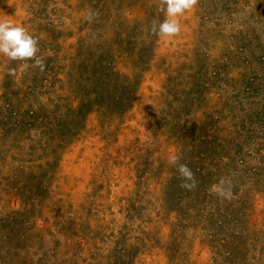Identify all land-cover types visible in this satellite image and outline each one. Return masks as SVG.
<instances>
[{"label":"rangeland","instance_id":"rangeland-1","mask_svg":"<svg viewBox=\"0 0 264 264\" xmlns=\"http://www.w3.org/2000/svg\"><path fill=\"white\" fill-rule=\"evenodd\" d=\"M157 7L0 0L45 61L0 55V264H264V0Z\"/></svg>","mask_w":264,"mask_h":264},{"label":"clouds","instance_id":"clouds-1","mask_svg":"<svg viewBox=\"0 0 264 264\" xmlns=\"http://www.w3.org/2000/svg\"><path fill=\"white\" fill-rule=\"evenodd\" d=\"M198 4V0H158L157 10L164 14V19L152 21L151 32L158 38H174L181 32L179 17L191 10ZM91 19V15L89 16ZM40 52L39 41L29 34L22 25L13 24L10 20L0 19V55L11 61L28 62L34 68L43 71L45 61L38 53ZM10 74L15 75V69H10ZM176 165V170L181 180L180 187L191 189L195 186V178L187 164L179 163L178 158L173 157L170 161ZM191 182V183H189ZM224 180L220 181L217 192L220 196L230 198L231 190L223 187Z\"/></svg>","mask_w":264,"mask_h":264}]
</instances>
